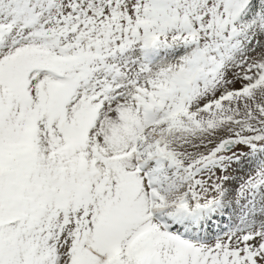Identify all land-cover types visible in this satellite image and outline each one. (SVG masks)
I'll list each match as a JSON object with an SVG mask.
<instances>
[{
	"label": "rangeland",
	"instance_id": "rangeland-1",
	"mask_svg": "<svg viewBox=\"0 0 264 264\" xmlns=\"http://www.w3.org/2000/svg\"><path fill=\"white\" fill-rule=\"evenodd\" d=\"M259 132L264 0H0V264H264Z\"/></svg>",
	"mask_w": 264,
	"mask_h": 264
},
{
	"label": "water",
	"instance_id": "water-1",
	"mask_svg": "<svg viewBox=\"0 0 264 264\" xmlns=\"http://www.w3.org/2000/svg\"><path fill=\"white\" fill-rule=\"evenodd\" d=\"M228 146H229V144L228 145H223L222 148L226 149V147H228Z\"/></svg>",
	"mask_w": 264,
	"mask_h": 264
},
{
	"label": "trees",
	"instance_id": "trees-1",
	"mask_svg": "<svg viewBox=\"0 0 264 264\" xmlns=\"http://www.w3.org/2000/svg\"><path fill=\"white\" fill-rule=\"evenodd\" d=\"M4 220V218L2 217V218H0V222H2Z\"/></svg>",
	"mask_w": 264,
	"mask_h": 264
}]
</instances>
